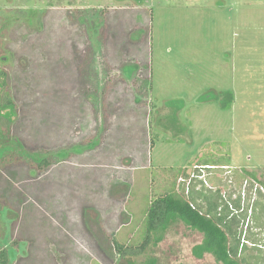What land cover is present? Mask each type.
I'll return each mask as SVG.
<instances>
[{
  "label": "rangeland",
  "instance_id": "374dc122",
  "mask_svg": "<svg viewBox=\"0 0 264 264\" xmlns=\"http://www.w3.org/2000/svg\"><path fill=\"white\" fill-rule=\"evenodd\" d=\"M0 44L17 108L0 137L12 264H223L173 214L139 254L117 251L174 184L212 191L205 206L236 217L264 264V0H0ZM123 79L133 109L114 117Z\"/></svg>",
  "mask_w": 264,
  "mask_h": 264
},
{
  "label": "trees",
  "instance_id": "16d2710c",
  "mask_svg": "<svg viewBox=\"0 0 264 264\" xmlns=\"http://www.w3.org/2000/svg\"><path fill=\"white\" fill-rule=\"evenodd\" d=\"M0 54H2V52ZM10 79L9 69L7 70L0 66V137L4 139L8 137L7 135L9 133L13 134L12 129L15 126L12 124L13 122H11V114H15V111L17 112L16 105L9 91ZM224 95L228 96V101L230 103L233 101L234 95L232 92H225ZM109 97H115L114 101H111L109 98V105H113L111 107L112 109L115 107L114 104L117 105L119 102H122V108H120L118 113H113L114 117H118L119 114L132 112L133 106H131V104L134 102L135 94L133 90L127 88V82L124 79L117 80L115 84L113 83V87L109 90ZM5 116L7 119L4 118ZM2 131H4V133ZM3 148L4 146L0 143V149ZM41 150L43 149L41 148ZM37 163V166L39 165L42 169H48L51 165L50 160L47 158ZM204 165L208 166V169H215V165L226 166L229 165V163L218 164L215 160H207L204 162ZM12 170L15 171L12 167H10L9 170L5 168V171L8 173ZM211 195L212 191L203 194L202 197L205 198L203 201L210 200L209 196ZM188 198L189 196L185 195V188H183L182 193H180L175 190V184L169 193L156 197L147 209L144 224L142 225V240L134 245H125L115 239L117 251L122 255L139 254L148 244L151 233L161 228L168 217L173 214L205 233L207 236V244L210 248L215 250L217 259L223 264H252V260L244 254V244L240 245V236L236 233L238 229L236 217L228 218L225 215V218L222 212L218 211V202H209L208 204L206 203L205 206V202H198L196 197L191 196L190 199ZM249 201L251 202L252 198ZM254 204L255 203L252 205ZM2 208L0 204V211H2ZM0 264H12L10 252L5 246L0 248Z\"/></svg>",
  "mask_w": 264,
  "mask_h": 264
}]
</instances>
